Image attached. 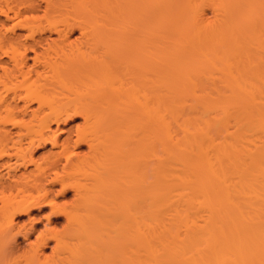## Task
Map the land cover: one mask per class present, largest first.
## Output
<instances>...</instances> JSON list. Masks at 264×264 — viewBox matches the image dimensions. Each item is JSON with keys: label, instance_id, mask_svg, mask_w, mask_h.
Masks as SVG:
<instances>
[{"label": "bare ground", "instance_id": "obj_1", "mask_svg": "<svg viewBox=\"0 0 264 264\" xmlns=\"http://www.w3.org/2000/svg\"><path fill=\"white\" fill-rule=\"evenodd\" d=\"M4 1L0 156L39 188L1 182L0 264H264V0ZM42 141L71 164L70 208L29 152ZM38 203L66 227L30 226L14 258L6 235L32 232L13 215Z\"/></svg>", "mask_w": 264, "mask_h": 264}, {"label": "rangeland", "instance_id": "obj_2", "mask_svg": "<svg viewBox=\"0 0 264 264\" xmlns=\"http://www.w3.org/2000/svg\"><path fill=\"white\" fill-rule=\"evenodd\" d=\"M2 2H5V1H4V0H1V1H0V4H1V5H0V6H2ZM40 2H41V10L39 11V14H43V9H44V6H45V2H42V0H40ZM4 4H5V3H4ZM4 4H3V5H4ZM65 12H66V11H65ZM0 19H1V17H0ZM0 24H1V23H0ZM0 26H2V25H0ZM0 29H1L0 32L3 31V33H2V34L0 33V35H3L4 32H5V31H4L5 28L3 29V27H0ZM78 31H79V30L76 29L75 32H78ZM5 33H6V32H5ZM77 34L79 35V33H74L73 35H71L70 39L72 40L73 37L76 38V36H78ZM72 36H73V37H72ZM53 37H54V36H53ZM40 49H41V48H39V50H40ZM42 50H43V49H41L40 51H42ZM43 52H44V51H43ZM45 53H46V52H45ZM45 53H43V54L45 55ZM0 54H1V52H0ZM1 55H2V54H1ZM1 55H0V58H3V59H5V60L8 61V58L3 57V56H1ZM0 70H1V69H0ZM1 73H2V71H1ZM59 92H61V91H59ZM64 93H66V95L68 94L67 92H64ZM64 93H61V94L58 93V94H57V97H59V99L61 98V100H63V101H65L66 103H68L69 101H68L67 97H66L65 95L62 96ZM59 95H60V96H59ZM67 96H68V95H67ZM63 98H64V99H63ZM65 98H66V100H65ZM72 99H73V98H72ZM78 99L82 100L83 98L81 99V97H80V98H78ZM78 99L73 100V102H71L70 104H73V103L75 104V103H77V102L79 101ZM76 100H77V101H76ZM63 101H62V102H63ZM65 102H64V103H65ZM66 105H67V104H66ZM67 107H68V105L66 106V108H67ZM68 109H69V108H68ZM70 113H71V112H70ZM76 114H77V113H76ZM76 114L72 112V115H71V114H68V116L66 115L67 117H65V119H64L65 121L62 123L63 125H61V128H62V129L68 130V128H69V131H70L72 137H75V136H76L75 133H77L76 131H78V129H77L78 126H80V125L83 123V122H82V121H83V119H82L83 117H82L81 115H79V114H77V116H76ZM68 117H69V118H68ZM81 117H82V118H81ZM9 127H11V126L9 125ZM71 130H72V131H71ZM57 132H58V131H57ZM57 132H56V134H57ZM58 133H59V132H58ZM0 134H1V133H0ZM64 136H65V135H63L62 137H64ZM0 137H1V136H0ZM3 137H4V138H3ZM8 137H9V136H8ZM62 137H61V138H62ZM2 138L5 139V138H7V136H6V137H5V136H2L0 139H2ZM8 139H10V138H8ZM73 139H74V138H73ZM5 140H7V139H5ZM8 141H11V139L8 140ZM80 142H82V141H80ZM7 143H8V147L10 146L9 144H11V146L13 145V144H12V141H11V142H7ZM74 143H75V141H74ZM74 143H72L73 146L71 145V146H72L71 149L73 150L72 152H75L76 154L78 153V156H79V154H80V156H84V155H86V153H88V152H87V151L89 150V149H88V146H87L84 142H82L83 144H82V143H79V142H77V144H76V143L74 144ZM35 144H36V146H32V147L29 148V152H31V151L33 150V153H30V154H32L33 157H35V158L37 157L36 160L38 159V160H37L38 162H41V161L44 162L43 160H45L44 157L46 156V160H47V162H48V164L45 163V164L47 165V167H48V169H47V168H46V169L50 171L49 168H51V170H52V167L49 166V164H50L49 162H51L52 159L54 158V157H53V158H52V157L50 158V156H52L51 153L55 151V148H53V147L51 146L50 143H47V142H45V141H42V143H41V142H40V143L37 142V143H35ZM35 144H34V145H35ZM38 144H39V145H38ZM75 145H76V146H75ZM8 147H7V148H8ZM33 147H34V148H33ZM35 147H36V149H35ZM9 148H10V147H9ZM30 149H31V150H30ZM34 149H35V150H34ZM13 150H14V149H11V148H10V149H9V152H11V151H13ZM78 150H79V152H81V153H79ZM51 151H52V152H51ZM48 152H51V153H48ZM83 152H84V153H83ZM73 154H74V153H73ZM83 154H84V155H83ZM42 155H43V158H42ZM44 155H45V156H44ZM53 155H54V154H53ZM71 155H72V153H71ZM75 156H76L75 154H74L73 156H71V159H72V157L75 158ZM78 156H76V157L78 158ZM0 157H1V156H0ZM13 157H14V156L10 157L11 159H9L8 157H4V158L1 157L2 160H0V174H1L0 176H2V175H3V176H2V178L0 177V179H1V180H0V194H1L2 192L4 193V190L1 189L4 185H5V186L3 187V189H4L5 187H6V189H7V192L5 191L4 194H6V193L8 194V193H11V192L14 193L13 191L17 192V191H16L17 188H21V187H23V189H24L25 186H26V188H27V187L30 188L29 186H30L32 183H33V184H32V186H31V190H30V189H26V190H29V191H31V192H32V190L35 191L34 189H32V188L35 187V185L37 184V182H36V184L34 183V180H36V179H35L34 177H32V176H35V175H31V176H30V179H27V177H26L27 180H32V179H33V182H32V181H27V180L25 179V176H24V178L21 177L22 179H25V180H26V184H27V185L25 184V186H24V182H25V181L22 183L23 186H22V184H21V185L18 184V183H19V182H18V181H19V178L17 179V177L13 178V177L10 176V177H9V178H11L10 180H9V178L6 179L7 177H5V175H6V176L8 175V173L5 174L6 171H7V172H10L11 175H13V174H15V173H17V175H18V174L20 175V173H21L22 171H23V172H24V171L28 172V171H30L29 168H32V167L34 168V165L31 164V163H30V164H31L32 166H31V165L29 166V165H28L29 163H28V164H25V165H27V166H24L25 168H23V167H22V168L19 167V166H21V165L18 164V163H15V160H14L15 157H14V158H13ZM56 157H58V156H56ZM62 157H63V156H61V158L59 157V159H60V160L58 159L59 161H58V160L55 161V160H54L55 158L53 159V161H55L56 164H55V166H53L54 164H53L52 166H53V168L55 167L54 169H56V170H57V173L59 174V175L57 176L56 180H55V179H52V180H55L56 183H55L54 181L49 180L50 176L53 175V176L55 177V174H54V173H55V170H54V171H51V172H53V174L50 172L52 175H49L50 173H49V174H48V173H45V175L47 174L48 176H44V177H47V178H48L49 182H50V181L52 182V184H50L51 182L49 183V184L51 185V187H52V188L55 187L56 189H55V188H54V189H50L51 187L49 186V184H46V185H48V186H46L45 183H44V181H42L43 184L40 183V184H41L40 186L45 185V187H47V189H50V191H51V190H54V192L51 191L52 194H53L54 196H53L52 194H51V195H52L53 197L56 196V197L54 198V200H57V203L60 204L59 206H62V207H63V205H65V206L67 205V206L69 207V205H70V207H72L71 204H65V203H73V204L75 203L76 192L74 191V189H72V187H71V188H67V187H66V188L61 189V187H59V185H56V184H57V179L59 178V179H58V181H59V180L63 177V175L65 174V173H63L62 171L65 172V171L67 170V172H68V171L71 170V169H70V167H71V166H70V165H71L70 162H69V163L67 162V163L69 164V165L67 166V163H66V160H65L66 158L62 159ZM1 158H0V159H1ZM6 158L10 160V161L7 160L8 163L11 162L10 166L8 165V163L5 164V162H6ZM48 158L51 159V160L48 161ZM3 159H4V160H3ZM56 159H57V158H56ZM40 160H41V161H40ZM46 160H45V161H46ZM72 160H73V159H72ZM12 161H13V164H18V165H19L18 168H17V166L15 165V168H17V170H15V171H16L15 173H14V171H13V169H15V168H13L14 166H12V165H13V164H12ZM53 161H52V162H53ZM52 162H51V163H52ZM55 162H53V163H55ZM60 162H62V163L65 162L64 164H66L67 168H66L62 163H60ZM43 164H44V163H43ZM43 164H42V165H43ZM45 164H44V165H45ZM57 164H58L59 167H56ZM4 165H5V166H4ZM6 165H7V166H6ZM22 165H24V164H22ZM50 165H51V164H50ZM60 165H62V166H60ZM63 166H64V167H63ZM69 166H70V167H69ZM11 167H12V168H11ZM26 167H27V169H26ZM28 167H29V168H28ZM43 167H44V166H43ZM61 167L65 168V169H63V168H61ZM33 168H32V169H33ZM59 168H60V169H59ZM68 168H69V169H68ZM71 168H72V167H71ZM11 169H12V170H11ZM19 169H20V170H19ZM32 169H31V170H32ZM46 169L44 170V172H45V171L48 172ZM8 170H10V171H8ZM27 170H28V171H27ZM59 170H60V171H59ZM11 171H12V172H11ZM18 171H19V172H18ZM61 172H62V173H61ZM12 173H13V174H12ZM4 174H5V175H4ZM42 175H43V174H42ZM27 176H28V175H27ZM3 177H4V178H3ZM31 177H32V178H31ZM36 177H40V176H36ZM54 177H51V178H54ZM12 178L15 179V182L18 180V181H17L18 183H17V182H16V183L13 182L14 180H12ZM21 178H20V180H21ZM28 178H29V177H28ZM40 178H41V177H40ZM47 178H46V179L42 178V179H43V180H46V182H47V181H48ZM4 179H5V180H4ZM11 180H12V181H11ZM39 180H41V179L38 178V181H39ZM3 181H4L5 183H4ZM21 181H23V180H21ZM21 181H20V182H21ZM1 182H2L3 186L1 185ZM28 182H32V183H31V184H30V183L28 184ZM40 182H41V181H40ZM53 182H54V187L52 186V185H53ZM7 183H8V184H7ZM9 183H11V184H10V188H9V186H8ZM13 183L18 184V185H20V186L18 187L17 185H15V184H13ZM59 183H60V182H59ZM59 183H58V184H59ZM34 184H35V185H34ZM12 185H14V187H15V186H16V187L13 188ZM33 185H34V186H33ZM38 185H39V184H38ZM38 185H36V186L38 187ZM7 186H8V187H7ZM11 186H12V187H11ZM68 187H69V186H68ZM8 188H9V189H8ZM11 188L14 189V190L11 191ZM38 188H39V187H38ZM42 188H44V187H42ZM6 189H5V190H6ZM23 189L21 188V190H23ZM40 189H41V188H40ZM64 189H65V190H64ZM1 190H2V191H1ZM19 190H20V189H19ZM36 190H39V189L36 188ZM61 190H62V191H61ZM8 191H9V192H8ZM58 191H59L60 193H58ZM23 192H27V191L23 190ZM23 192H22V193H19V191H18L19 194H23ZM36 192H37V191H36ZM51 192H49V193H51ZM33 193H35V192H33ZM55 193H58L59 196L56 195ZM7 196H9V195H7ZM14 196H15V195H14ZM52 196H50V197H52ZM10 197H13L12 194L10 195ZM13 198H18V196H17V197L15 196V197H13ZM73 199H74V201H73ZM0 202H1V201H0ZM60 202H62V205H61ZM40 204H41V203H38V205H34V207H33V206H30V207H29L30 209H29V211H28V214H27V213H23V215H18V214H15L16 216L13 215V216L15 217V218H13V219H15L14 221H15V222L19 221V222H20V224H19L20 226H26V225L28 224V225L26 226V229H27V227L29 228V229H27V232H29V231L32 232L31 227H32V229L34 228V230L39 231L40 228H43V226L45 225V223H46V225L48 224L49 227H50V226L54 227V229H55L56 231H59V230L61 231L62 228L65 229L64 227H66V224H67V223H66V222H67L66 220H67V219H65V217L63 216V214H61V212H60V214L57 213V212H56V213H53L52 211H51V212H52V213H51V212H50V209H51L50 207H48V206H44V205H42V204L40 205ZM36 206H38V207H36ZM39 206H40V207H39ZM41 206H42V207H41ZM57 206H58V205H57ZM68 207H66V208H68ZM70 207H69V208H70ZM31 208H32V210H31ZM35 208H36V209H35ZM56 209H57V208H56ZM58 209L61 210V208H59V207H58ZM62 209H63V208H62ZM30 210H31V211H30ZM57 211H58V210H57ZM58 212H59V211H58ZM49 213H50V214H49ZM24 214H25V215H24ZM51 214H52L54 217L49 216V215H51ZM27 215H28V216H27ZM57 215H59V216H57ZM30 216H31V219H30ZM47 216H49V217H47ZM28 218H29L30 220H29ZM49 218H50V219H49ZM32 219H33V220H32ZM48 219H49V220H48ZM16 220H17V221H16ZM31 221H32V223H31ZM65 221H66V222H65ZM25 222H26V224H25ZM47 222H50V224L47 223ZM22 224H23V225H22ZM53 224H55V225H53ZM64 224H65V226H64ZM32 225H33V226H32ZM30 226H31V227H30ZM63 226H64V227H63ZM55 227H57L58 230H57V228H55ZM36 228H37V229H36ZM52 229H53V228H52ZM63 229H62V230H63ZM23 231H25V230H23ZM37 231H35V232L33 231V232H32L33 235L30 234L31 236L29 235L28 238H25L24 234H22V233L18 234L17 237H15L16 234H17L16 232H15V233H12V234L9 233L10 236H9L8 234L6 235V236H7V239L4 237V238L6 239V241H7V243H6L5 240H4V242H3V248L5 247V250H7V251H9L8 249L11 248V246L9 245L10 242L8 241V239H9L8 237H10L9 240L11 241V245L14 246V248L12 247L11 249H14L15 252H14V250H12V251H13L14 253L17 252V254H15V255H16V256H15L13 252H11V253H13L14 258H17V259L22 258V257H20V256H23V255H24V253H25V251H26V248L28 249V247H29L28 243H29L30 239L33 240V239L35 238V236H36L35 233H37ZM60 231H59V232H60ZM61 232H63V231H61ZM61 232H60V233H61ZM11 235H12V236H11ZM14 235H15V236H14ZM20 235H21V236H20ZM13 236H14V238H15L17 241H15V239L13 238ZM11 237H12V239H11ZM8 242H9V243H8ZM51 245H52V244H50V246H51ZM8 246H10V248H9ZM15 248H16V249H15ZM11 249H10V250H11ZM49 249H50V248H49ZM49 249H48V248L45 249V252H46V251H47V252L49 251L48 253H50L51 250H49ZM47 252H46V253H47ZM11 256H12V254H11ZM17 256H18V257H17Z\"/></svg>", "mask_w": 264, "mask_h": 264}]
</instances>
